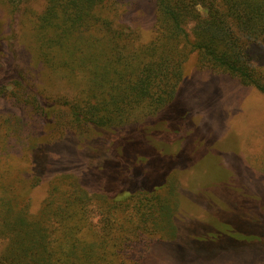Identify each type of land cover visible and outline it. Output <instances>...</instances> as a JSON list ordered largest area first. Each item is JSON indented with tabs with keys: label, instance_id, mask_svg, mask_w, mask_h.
Segmentation results:
<instances>
[{
	"label": "trees",
	"instance_id": "16d2710c",
	"mask_svg": "<svg viewBox=\"0 0 264 264\" xmlns=\"http://www.w3.org/2000/svg\"><path fill=\"white\" fill-rule=\"evenodd\" d=\"M25 1L30 0H18ZM42 1L37 16L17 25L23 35L11 31L14 52L27 56V71L0 74V98L22 110L0 116V264H146L152 245L175 228L171 206L156 196L175 164L168 160L159 178L145 176L140 183L135 165L116 194L101 183L89 191L76 179L57 175L33 211L27 190L43 181L49 166L44 138L74 127L103 135L167 118L164 111L169 115L175 105L192 53L201 67L264 94V0ZM7 2L13 8L16 1ZM144 13L154 19L146 42L139 38ZM130 14V24L121 20ZM43 70L62 92L38 89ZM134 141L123 142L124 151L135 148L140 155L153 148ZM21 152L29 159L28 174L4 183L10 158Z\"/></svg>",
	"mask_w": 264,
	"mask_h": 264
},
{
	"label": "rangeland",
	"instance_id": "374dc122",
	"mask_svg": "<svg viewBox=\"0 0 264 264\" xmlns=\"http://www.w3.org/2000/svg\"><path fill=\"white\" fill-rule=\"evenodd\" d=\"M15 1L12 8L7 0H0V34L5 46L0 74L10 69L27 71V56L14 52L11 31L23 35L17 25L37 16L44 6L42 0ZM130 16L121 20L130 24ZM153 20L151 13L139 17L140 41L152 38ZM189 62V74L170 116L164 111L167 118L103 135L102 130L74 127L71 133L59 130L46 136L49 166L43 181L27 190L31 210H37L48 196L54 176L72 177L89 191L103 184L107 192L116 194L126 187L127 172L135 165L134 172L141 173L139 183L145 176L154 181L169 160L176 167L156 196L171 206L175 228L169 230L171 237L152 245L146 264L264 263V94L234 77L201 67L195 53ZM37 83L44 94L62 92L45 70L39 72ZM8 112L22 110L0 98L2 119ZM156 131L162 134L153 135ZM114 139L125 144L140 139L153 148L137 155L135 148L124 151L122 143L110 145ZM21 154L10 158L4 183L28 174L29 159L26 152Z\"/></svg>",
	"mask_w": 264,
	"mask_h": 264
}]
</instances>
